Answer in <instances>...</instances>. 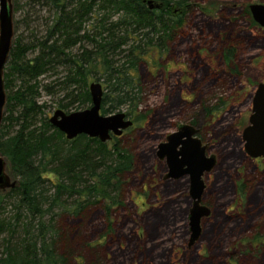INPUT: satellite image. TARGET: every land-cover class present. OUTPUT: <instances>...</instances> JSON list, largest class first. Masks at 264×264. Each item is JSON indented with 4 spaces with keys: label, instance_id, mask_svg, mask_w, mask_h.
<instances>
[{
    "label": "rangeland",
    "instance_id": "obj_1",
    "mask_svg": "<svg viewBox=\"0 0 264 264\" xmlns=\"http://www.w3.org/2000/svg\"><path fill=\"white\" fill-rule=\"evenodd\" d=\"M192 2L194 8L169 44L168 63L166 56L152 54L139 66L143 89L138 109L146 111V118L119 142L132 154V168L123 177V202L111 212L96 205L88 207L83 216L63 218L78 228L75 236L86 244L76 248V254L82 255L78 256L80 264L89 263L94 249L101 255L100 264H264V157L246 155L240 136L248 124L256 85L264 82V27L245 9L251 3L264 4V0ZM26 34L19 29L14 38ZM225 35L233 57L223 63L219 37ZM199 47L203 54L197 57ZM182 62L190 75L188 88L195 91L193 95L184 92L186 102L179 88L184 79L178 72ZM61 75L58 68L44 80L55 87L51 93L39 89L36 99L41 107L31 127L48 121L58 108L69 113L89 106L77 101L67 108L61 106L69 101L63 100L66 93L55 83ZM8 78L7 92H13L19 80ZM92 81L107 91L102 79L90 77L88 84ZM11 110L5 115L19 114ZM118 111L126 109L108 114ZM194 121L208 144L207 155L214 156L216 164L202 176L201 203L209 214L201 219L200 233L190 244L188 216L193 200L189 176L166 178L165 158H159L156 151L177 126ZM239 183L242 192L237 191ZM2 207V217L12 219L13 208L7 203Z\"/></svg>",
    "mask_w": 264,
    "mask_h": 264
},
{
    "label": "trees",
    "instance_id": "obj_2",
    "mask_svg": "<svg viewBox=\"0 0 264 264\" xmlns=\"http://www.w3.org/2000/svg\"><path fill=\"white\" fill-rule=\"evenodd\" d=\"M152 1L160 7L149 9L147 0H11L14 34H27L13 39L4 72L0 153L16 184L0 190V264H80L76 248L86 244L65 215L77 218L96 205L111 212L123 202L132 154L119 142L146 118L138 109L139 66L152 54L168 58L169 44L194 8L192 0ZM58 68L56 86L66 93L63 100L69 98L62 107L90 104L88 80L96 77L107 89L100 113L125 107L132 126L106 142L84 134L69 140L49 119L31 127L41 107L38 91L53 92L55 85L44 80ZM9 75L19 80L13 92H7ZM13 108L19 114L6 116ZM237 191L242 192L240 183ZM5 203L13 208L12 219L2 217ZM100 261L94 249L88 264Z\"/></svg>",
    "mask_w": 264,
    "mask_h": 264
},
{
    "label": "water",
    "instance_id": "obj_3",
    "mask_svg": "<svg viewBox=\"0 0 264 264\" xmlns=\"http://www.w3.org/2000/svg\"><path fill=\"white\" fill-rule=\"evenodd\" d=\"M149 9L159 8L160 4L147 0ZM248 9L252 19L264 27V4L251 3ZM14 39V14L11 0H0V127L6 104L4 87V72L8 62ZM90 104L88 107L66 113L56 109L49 117L50 124L61 131L67 139H73L84 134L97 138L101 142L120 136L124 130L131 127L133 122L124 111L111 114L100 113L103 97V87L100 82L92 81L88 85ZM195 129L189 124H180L177 130L169 133L166 140L157 146L159 158H165L167 165L166 178L178 179L189 176V195L193 200L189 211V230L191 244L200 233V221L208 216L209 209L201 204L204 190L202 176L215 165L214 156L205 154L206 146L194 136ZM241 138L243 150L250 158L264 157V82L256 85L251 101V113L248 124L244 127ZM16 180L8 172L7 161L0 153V190L13 188Z\"/></svg>",
    "mask_w": 264,
    "mask_h": 264
},
{
    "label": "flooded vegetation",
    "instance_id": "obj_4",
    "mask_svg": "<svg viewBox=\"0 0 264 264\" xmlns=\"http://www.w3.org/2000/svg\"><path fill=\"white\" fill-rule=\"evenodd\" d=\"M218 36H219V34H218ZM224 39H226V35H225V38H221V37H219V40L220 41H222V45H221V47H220V50H219V53H220V59L222 60V62L223 63H225V61H229V60H231L232 59V57H233V50H229L228 48H227V46H226V40H224ZM201 51L203 52V50L199 47V48H197V50H196V55H197V57H199V56H201V54H203V53H201ZM217 55V54H216ZM168 57H169V55H168ZM168 61H169V59L167 58L166 60H165V63L167 64L168 63ZM180 62V61H179ZM213 59L211 60V63L213 64ZM177 64V63H176ZM184 62H182L181 63V65L179 66V69H178V72H180L181 73V78H184L182 81H179L180 82V84H179V88H180V93H181V99L183 100V101H187L188 100V98H185L184 97V92L186 91V90H189L188 92H187V95H193L194 94V90L193 89H189L188 88V82H189V77H190V75H189V72H188V70L187 69H185L184 67ZM164 68L166 69V70H169L168 69V65H165L164 66ZM182 95H183V97H182ZM212 115V113H210V116ZM249 118V117H248ZM195 122L196 121H194V122H192V123H186V124H189V125H191L194 129H195V134H194V136L195 137H197V138H199L200 140H201V143L202 144H204L205 146H206V149H205V154L207 155V150H208V144L207 143H205V141H203V139H202V137H201V134H202V132H201V129L200 128H198L197 126H196V124H195ZM178 127V126H177ZM243 129H244V127H243ZM243 129L241 130V133H240V136H241V134H242V131H243ZM177 130V129H176ZM175 131V130H174ZM167 136V135H166ZM165 140H166V137H165ZM241 140H242V138H241ZM242 142H243V140H242ZM208 156V155H207ZM259 158H263V157H259ZM166 161V160H165ZM216 164V163H215ZM167 166V165H166ZM215 166V165H214ZM200 202H201V200H200ZM201 204H203V203H201ZM204 205V204H203Z\"/></svg>",
    "mask_w": 264,
    "mask_h": 264
}]
</instances>
